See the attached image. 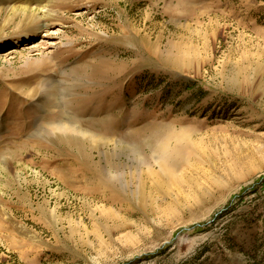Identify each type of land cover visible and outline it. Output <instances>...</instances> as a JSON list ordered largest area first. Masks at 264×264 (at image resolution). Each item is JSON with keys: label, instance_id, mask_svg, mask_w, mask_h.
I'll return each mask as SVG.
<instances>
[{"label": "rangeland", "instance_id": "rangeland-1", "mask_svg": "<svg viewBox=\"0 0 264 264\" xmlns=\"http://www.w3.org/2000/svg\"><path fill=\"white\" fill-rule=\"evenodd\" d=\"M0 10V264H264V0Z\"/></svg>", "mask_w": 264, "mask_h": 264}, {"label": "bare ground", "instance_id": "bare-ground-1", "mask_svg": "<svg viewBox=\"0 0 264 264\" xmlns=\"http://www.w3.org/2000/svg\"><path fill=\"white\" fill-rule=\"evenodd\" d=\"M19 7V6H18ZM25 7V6H24ZM26 8V7H25ZM13 10V9H12ZM1 11V10H0ZM21 11V10H20ZM19 11V12H20ZM29 12V11H28ZM24 13V12H23ZM24 15V14H23ZM29 15V14H28ZM9 18V17H8ZM19 18V17H18ZM28 18V17H27ZM24 19V18H23ZM67 123H63L61 125H59V127L56 128V130L58 129V131H61V132H64L65 134H68V136H65V139L67 142L69 143H77V144H81V140H80V137H84L86 135L85 132L81 131L78 127H76L75 125H69L67 126L66 125ZM55 129V127H54ZM45 132V131H44ZM52 134V132H51ZM74 134L76 136H79V137H76L74 136ZM70 135V136H69ZM167 158H170L167 157ZM173 166H171V163H168L167 160H163L161 163H160V168L164 169V171H167L168 174H173V168H171Z\"/></svg>", "mask_w": 264, "mask_h": 264}, {"label": "trees", "instance_id": "trees-1", "mask_svg": "<svg viewBox=\"0 0 264 264\" xmlns=\"http://www.w3.org/2000/svg\"><path fill=\"white\" fill-rule=\"evenodd\" d=\"M195 228H198L197 226Z\"/></svg>", "mask_w": 264, "mask_h": 264}]
</instances>
